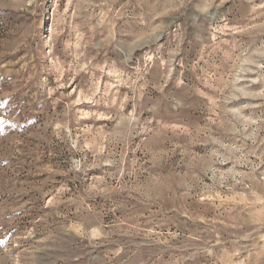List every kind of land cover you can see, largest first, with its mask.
<instances>
[{"label":"rangeland","instance_id":"1","mask_svg":"<svg viewBox=\"0 0 264 264\" xmlns=\"http://www.w3.org/2000/svg\"><path fill=\"white\" fill-rule=\"evenodd\" d=\"M0 264H264V0H0Z\"/></svg>","mask_w":264,"mask_h":264}]
</instances>
